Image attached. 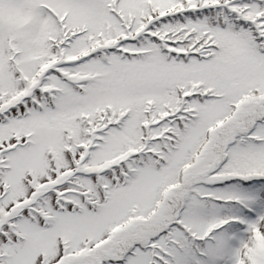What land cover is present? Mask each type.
Masks as SVG:
<instances>
[{
	"label": "snow or ice",
	"instance_id": "6c2138e0",
	"mask_svg": "<svg viewBox=\"0 0 264 264\" xmlns=\"http://www.w3.org/2000/svg\"><path fill=\"white\" fill-rule=\"evenodd\" d=\"M0 264H264V0H0Z\"/></svg>",
	"mask_w": 264,
	"mask_h": 264
}]
</instances>
